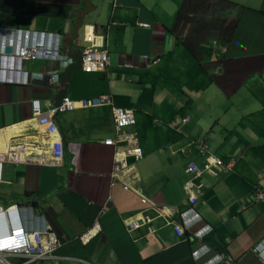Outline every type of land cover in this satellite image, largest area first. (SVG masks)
<instances>
[{"label": "crops", "instance_id": "obj_1", "mask_svg": "<svg viewBox=\"0 0 264 264\" xmlns=\"http://www.w3.org/2000/svg\"><path fill=\"white\" fill-rule=\"evenodd\" d=\"M84 1L0 0V135L10 130L0 150L12 151L0 202L25 198L20 204L40 217L37 225L49 224L64 242L58 264H204L190 258L200 245L220 253L188 236L205 226L232 264H264L251 252L264 239V204L253 196L264 193V0H90L86 24L105 38L109 65L104 75L72 72L66 96L109 92L113 106L133 112L135 124L123 133L134 136L142 157L127 159L113 183V149L102 144L115 137L108 107L56 115L62 160L38 164L49 139L29 102L47 105L58 88L29 76L57 65L8 57L16 45L45 43L46 34L67 38ZM110 20L116 26L106 32ZM184 116L188 122L171 130L169 121ZM208 156L229 166L202 174L193 205L202 221L178 237L185 168ZM140 217L149 222L127 233L124 222ZM94 220L101 233L80 245Z\"/></svg>", "mask_w": 264, "mask_h": 264}, {"label": "clouds", "instance_id": "obj_2", "mask_svg": "<svg viewBox=\"0 0 264 264\" xmlns=\"http://www.w3.org/2000/svg\"><path fill=\"white\" fill-rule=\"evenodd\" d=\"M88 4H89L90 11H92V9H93L94 6H91L90 0H89ZM83 9H81V10H83ZM89 12L86 15H88ZM90 21H92V20H90ZM87 22L88 21L84 17V23H83L82 27L80 28V30L78 32V39H77V41L75 43H73V45H74L75 48H79L81 50V60H82V62H81L80 70L79 71H81L83 73H86V74H96V73H99V74L104 75L105 74V71H106V69H107V67L109 65V56H108L107 43L105 41V38L103 40V38L101 36H97V35L94 34V26L89 25V24H86ZM72 26H73V23H72ZM114 26H116V23L110 20L108 22V24H107V27L105 28L106 32H108V30H109L110 27H114ZM139 27L145 28V27H147V25H145V24H139ZM4 35H5L4 32L0 31V39L1 38L3 39L4 38ZM10 35H11V38H12L13 37V34L10 33ZM86 37H89L90 38V41L89 42L84 40V38H86ZM45 38H46V42L45 43L44 42H40V43L38 42L36 46L35 45H30V46H26V45H23V46L16 45L15 48H14V50L11 52L10 55H8V57H13L14 59H16L17 61H20V62L32 63V62H36V61H46L47 63H54V64H56L57 65V68L56 69H53V70L49 71L45 75H43V74H31L29 76V80L31 82L34 81V82L45 83V86L46 87H48L50 89L58 88V90H59V88H60V86H59V77H60V74H61V72L67 66L71 65L73 62H72L71 59H68L67 57H65V54L64 55H61V50L62 49L65 50V53H66V49L64 47V40L66 38L62 40L60 38V35H51V34H46L45 35ZM97 39H101V41L98 42ZM76 43H78L77 46L75 45ZM92 45H93V48H95L98 51H106L107 58H108V63L106 65L105 69L103 71H101V72H86V71L83 70V54H84V51L87 48H90ZM215 47H216V45L213 43L214 54H217L218 52H217V50H216ZM29 49L40 50V51H42V53H41L42 55L41 56H37L34 59H26L25 54L24 53H21L20 50H29ZM1 50H3V49H1ZM155 63H156V60H152L151 61V64L152 65L155 64ZM54 77H56V82H52ZM102 95H108L110 97V100H111V103H112L111 95H110L109 92L108 93H105V94H101L99 96H102ZM99 96H96V97H99ZM96 97H89V98H96ZM89 98H85V99H89ZM64 99H68L69 101L82 100V99H70L65 94V97L62 99L60 105L59 106H56V107L51 102H48L47 105L44 104V106H42V104L40 103L39 100H36V99H33V100L38 102V104L40 106L41 112L42 113H46L47 111H49L51 109H57V108L61 107V105L63 104ZM33 100H31V101H33ZM31 101L29 102V109H30V103H31ZM112 106H113V103H112ZM101 107H108L110 109V115H111V107L110 106H101ZM101 107H96V108H101ZM113 107H115V106H113ZM96 108H88V109H96ZM115 108H118V107H115ZM88 109H74V110H71V111L57 112L55 115H53V117H52V123L54 124V126L56 128V131H57V139L60 141L61 149H62L61 159L58 160V161H53L52 160V158H51V144H52V142L54 140V137H48V136H46L47 139H49V146H48V149L49 150L46 152V154H44L43 151H41V155H39V156L36 155L37 158H38V164H48V165H51V166H56L62 160V157H63V147H62V142H61L60 134H59L58 129H57V127L55 125V122H54L55 116L58 115V114L66 113V112L80 111V110H88ZM120 109H122V108H120ZM124 110H126V109H124ZM129 111H131V110H129ZM30 115H31V109H30ZM132 116H133V112H132ZM31 119L34 122L35 127L41 132L42 135H44L42 133V131L37 127L35 121L33 120L32 115H31ZM183 119H186V121L184 123L182 122ZM111 120H112V117H111ZM133 120H134V116H133ZM187 122H188V117H186V116H184V117H177L175 119L170 120L169 123H168V126L171 128V130L177 132V127L180 126V125H184ZM112 124H113V127H114L115 137H114V139L104 140L102 144L104 146H108V147H111L113 149V161H112L111 174H110V176H111V182L113 183L115 181H118V179H117L118 174L121 173L122 171H124L127 168L126 160L127 159H132L134 161H138L142 157V152H141V149L139 148V146L137 144V141L135 140L134 136L132 134H130V133H123L126 128H131L132 126H134L135 120H134V124L132 126L124 127L122 129H120L119 131L116 130L113 121H112ZM172 124H173V126H172ZM8 129H10V128H8ZM122 135H131L133 137V139H134V146L135 147H138L139 150H140L139 157L135 158L134 156L127 155V151H129V149H131L132 146H129L126 143H124V144L123 143L114 144V141L115 140L117 141L119 139V137H121ZM106 141H111L112 144L107 145V144H105ZM198 144L199 145L200 144L203 145L202 142H199ZM0 154L6 156V161L4 162V163H6L7 160L10 158V156L12 155V151L11 152H8L6 150V153H4L3 150H0ZM44 156H46V158H44ZM47 157H49V158H47ZM207 159L212 162L211 164H215V162L217 160V159H215V158H213L211 156H208V157H205V160L203 161V163ZM116 160H120L124 164H123L122 167H120L119 172H117L115 174L113 172V166L116 163ZM4 163H3V165H4ZM203 163H202V165H203ZM3 165H2V170H3ZM202 165L200 167H198L197 165L196 166L198 168H202ZM227 166H229V165L228 164H221V166H219V167L227 168ZM212 168H215V167L214 166H211L210 167V172H211V169ZM210 172L204 171L203 173H210ZM184 173H185V171H184ZM202 174L197 179H192L191 176H189V175L186 174L187 177H188V179L182 185V190L188 196L187 197V200H186V204H185L186 205V208L182 212H180V214H179V225L174 226V228H173L175 234H176L175 229L176 228H179L180 229V231H181L180 235H177L176 234V236H178V237H181L185 233L190 232L196 225L200 224L201 221H202V219L200 218V216H198L196 214V212L194 211V209H193V205L195 204V202H196V200L198 199V196H199V191H200V188H201V184L198 182V180L201 178ZM188 182H190L193 185V187H194L193 190H185L184 189L185 184L188 183ZM1 183H2V176H1L0 184ZM256 193H262L264 195L263 192H259V191L254 192L253 196H254L255 203H262V204H264V202H259V201H256L255 200V194ZM191 197H195V202L192 205L189 204V200H190ZM141 200H142V197H141ZM9 208H13L14 209L13 212L7 213L5 211V210H7ZM26 209L27 208L22 207L21 204H12L11 203V204L4 205V206L0 205V235L5 234L6 229H8V232L10 230H12V231H16V230L17 231H21V233H20L19 236L14 237V239L18 241V244L20 246V248H18L16 250H22L26 246V244L27 243L30 244L31 243V240L33 238H35L36 236H39V238L41 239L42 243L45 244L46 246L48 244H50L51 242H54V241L55 242H58L59 247H57L56 249H54L52 251V253H48L43 258L38 259V260H36V261H34L32 263V264H58L57 263L58 257L55 256V254L63 246L64 242H61L60 240L57 239V237L51 231L49 224L45 223L44 221H41L40 225L38 226L37 225V221H38V219H40V217L36 216V214L30 208H28L27 209L28 212L25 213V210ZM99 211L101 213L105 212L104 209H100ZM98 216H99V213L96 216V219L98 218ZM183 217L185 219H183ZM130 220H137L138 223H139V226H141L144 223H148L149 222V220L146 217H140V218H134V219L132 218ZM130 220H127V221L124 222V228H125V223L128 222V221H130ZM94 223H97V220H94L93 224ZM91 226L89 227L90 229H91ZM97 226L99 227L98 223H97ZM87 230H86V232H87ZM125 230H126V228H125ZM211 232H212V229L210 227H208V226H205L204 231L202 233H200V234L199 233L191 234L188 237H190L193 241H195L197 243L203 244L204 241H208L209 242V239L210 238L208 239L207 237L211 234ZM100 233H101V228H100V232L99 233H96L93 237H91V239H88L86 242H84V243L81 242L82 236L84 234L80 238H78V241H79L80 245H85L87 242H89L90 240H92L94 237H96ZM127 233H131V232H127ZM263 240L264 239H262L260 242H262ZM260 242H258V243H260ZM257 244H255L251 248V252H252V254H254L255 256H257V258L260 259L264 263V255H263L264 252H263V254H260L258 256L257 254L253 253V251H252V249ZM212 247H213V245H212ZM212 252H213L212 249L208 245H200L194 252H192L190 258H191L192 262H195V263H201L200 261L206 259L207 261L204 262V264H223L222 263L223 260H225L226 258H229L224 253H220L219 252L220 254H211ZM230 260H231V262L229 264H232L233 261H232L231 258H230ZM27 261H28V259H25V258H19V259H16V258H7V261L6 262L8 264H22V263H25Z\"/></svg>", "mask_w": 264, "mask_h": 264}, {"label": "built area", "instance_id": "obj_3", "mask_svg": "<svg viewBox=\"0 0 264 264\" xmlns=\"http://www.w3.org/2000/svg\"><path fill=\"white\" fill-rule=\"evenodd\" d=\"M85 41H90L89 37L84 38ZM21 53L25 54L26 59H34L37 56H41L42 51L36 49L29 50H20ZM108 63V58L106 51H98L93 48V45L90 48H87L83 54V70L86 72H101L105 69ZM52 82H56V77L53 78ZM101 106H110L111 107V117L114 123V126L117 131L124 127L132 126L134 124L132 112L129 110H124L120 108H115L112 106L110 97L108 95H102L96 98L82 99L77 101H69L68 99H64L61 107L57 109H51L46 113H42L40 110V106L37 101H31L30 109L33 120L35 121L37 127L42 131L45 136L54 137V140L51 144V158L53 161H58L61 159L62 149L60 141L57 139V131L52 123V117L57 112L71 111L74 109H88V108H96ZM186 119H183L184 123ZM173 126V124H172ZM118 143H126L129 146H132L129 151H127V155L134 156L135 158L139 157L140 150L138 147L134 146V139L131 135H122L119 139L114 141V144ZM105 144H112L111 141H106ZM202 148L205 147L200 144ZM6 161V156L0 154V180L2 176V165ZM212 162L208 159L203 163L202 168H198L195 164L189 163L185 168V173L192 177V179H197L200 175L206 171L210 172V167H219L221 166V162L216 160L215 164H211ZM123 162L120 160H116V163L113 166V172L116 174L119 172L120 167L123 166ZM228 167V166H227ZM185 190H193V185L188 182L184 186ZM197 189V188H196ZM255 200L259 202H264V195L262 193L255 194ZM195 202V197H191L189 200V204H193ZM13 208H9L5 210L7 213L13 212ZM3 213V212H2ZM183 219H185L183 217ZM139 227V223L137 220H130L125 223V228L127 232H132L133 230ZM93 229V230H92ZM100 232V228L97 226V223H94L89 228L87 232L82 236L81 242L84 243L88 239H91L96 233ZM177 235H180L181 231L179 228L175 229ZM21 231H12L8 232L6 229L5 234L0 235V264H8L7 258H25L28 259L27 262L22 264H32L34 261L43 258L46 254L52 253L54 249L59 247L58 242H51L47 246L42 243L39 236H36L31 240V243H27L26 246L22 250H16L20 248L18 241L14 239V237L19 236ZM11 235V236H10ZM84 240V241H83ZM253 253L263 254L264 252V240L258 243L253 249ZM264 255V254H263ZM231 262L230 258H226L223 260V264H229Z\"/></svg>", "mask_w": 264, "mask_h": 264}, {"label": "water", "instance_id": "obj_4", "mask_svg": "<svg viewBox=\"0 0 264 264\" xmlns=\"http://www.w3.org/2000/svg\"><path fill=\"white\" fill-rule=\"evenodd\" d=\"M89 0H85L84 2V9L78 11L74 15V22L72 26V31L64 40V47L66 49L65 57L72 60V64L67 66L60 74L59 77V90L56 92V95L51 99V103L56 107L59 106L62 99L65 97L66 90L68 88V83L70 81V77L72 72H77L80 70L81 65V50L79 48H75L73 43H75L78 39V32L84 23L85 15L90 11ZM209 242L213 245L218 252L224 253L221 248H219L213 240L210 238Z\"/></svg>", "mask_w": 264, "mask_h": 264}, {"label": "rangeland", "instance_id": "obj_5", "mask_svg": "<svg viewBox=\"0 0 264 264\" xmlns=\"http://www.w3.org/2000/svg\"><path fill=\"white\" fill-rule=\"evenodd\" d=\"M4 172H5V167L3 166V170H2V174L4 175ZM5 187L4 186H0V197H3L4 196V193L2 192V189H4ZM15 198L14 197H10L8 199V202H11V203H16V204H20L21 201H25V198H20L19 201L17 200H14ZM8 202H0V205L4 206L5 204H7Z\"/></svg>", "mask_w": 264, "mask_h": 264}, {"label": "bare ground", "instance_id": "obj_6", "mask_svg": "<svg viewBox=\"0 0 264 264\" xmlns=\"http://www.w3.org/2000/svg\"><path fill=\"white\" fill-rule=\"evenodd\" d=\"M10 130H7L5 133H3V134H5V137H3L2 135H0V141H2V142H6V140L5 139H7L6 137H7V134H8V132H9ZM1 146V145H0ZM19 149V148H18ZM18 149H14V152L15 151H17ZM3 152L4 153H6V150L5 149H3ZM22 154H24V153H22ZM21 154V155H22ZM39 155H41V154H39ZM20 157V156H19Z\"/></svg>", "mask_w": 264, "mask_h": 264}]
</instances>
